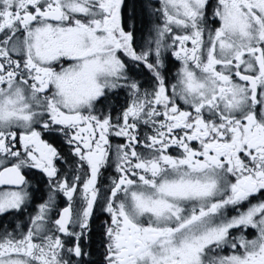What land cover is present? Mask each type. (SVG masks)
Instances as JSON below:
<instances>
[{
	"label": "snow or ice",
	"instance_id": "snow-or-ice-1",
	"mask_svg": "<svg viewBox=\"0 0 264 264\" xmlns=\"http://www.w3.org/2000/svg\"><path fill=\"white\" fill-rule=\"evenodd\" d=\"M0 264H264V0H0Z\"/></svg>",
	"mask_w": 264,
	"mask_h": 264
},
{
	"label": "flooded vegetation",
	"instance_id": "flooded-vegetation-1",
	"mask_svg": "<svg viewBox=\"0 0 264 264\" xmlns=\"http://www.w3.org/2000/svg\"><path fill=\"white\" fill-rule=\"evenodd\" d=\"M178 66V65H177ZM175 72V68H173V73ZM115 101H118L119 103H123V97L122 96H116L114 98Z\"/></svg>",
	"mask_w": 264,
	"mask_h": 264
}]
</instances>
